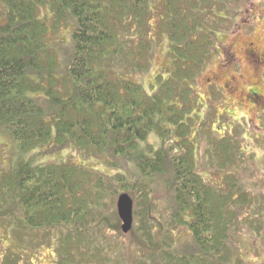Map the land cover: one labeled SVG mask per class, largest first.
Masks as SVG:
<instances>
[{
	"label": "trees",
	"instance_id": "16d2710c",
	"mask_svg": "<svg viewBox=\"0 0 264 264\" xmlns=\"http://www.w3.org/2000/svg\"><path fill=\"white\" fill-rule=\"evenodd\" d=\"M243 2L0 0V136L25 154L72 147L113 168L132 162L131 175L141 178L127 188L137 206L138 200L149 203L136 211L145 225L133 224L143 243L133 259L117 245L113 214L105 205L114 187L127 184L128 173L106 174L69 159L37 163L28 156L0 182V220L13 244L49 230L57 264H250L233 240L251 201L249 189L235 172L225 185L205 179L195 165L193 135L195 127L213 134L194 85L212 58L218 33L233 26ZM157 9L171 67L148 90L134 74L151 68ZM70 27L69 42L54 40L53 34ZM65 47L69 56L61 65L59 50ZM229 133L216 144L209 141L211 161L220 163L224 156L225 163L239 167L240 141ZM153 134L158 145L143 149ZM161 185L168 202L161 212L165 221L149 216L153 190ZM258 203L253 202L254 215L260 213ZM181 228L195 249L182 250L171 236L172 242L167 236L157 240L156 232ZM11 250L2 264L19 261Z\"/></svg>",
	"mask_w": 264,
	"mask_h": 264
},
{
	"label": "rangeland",
	"instance_id": "374dc122",
	"mask_svg": "<svg viewBox=\"0 0 264 264\" xmlns=\"http://www.w3.org/2000/svg\"><path fill=\"white\" fill-rule=\"evenodd\" d=\"M240 10L233 19V26L218 33L212 58L194 85L199 98L200 114L205 117L207 127L213 130V134L210 136L205 131L195 127L193 131L196 141L194 160L198 172L215 185H225L227 175L229 176V173L232 172L241 177L244 182L243 185L249 189L247 191L251 201L245 207V212L241 214V219L244 221L240 227L241 230L236 228L237 232L233 239L235 248H237L239 255L250 264H264V0H244ZM159 11L161 12V9L156 10L153 15L155 19L152 22V37L155 43L152 46V56H150L151 68L144 73L134 74V79L143 83L148 90L151 89V84L155 82L154 77L171 67L168 54L169 41L166 34L160 30L158 15L160 16L161 13ZM71 31V27L66 30L61 28L59 36L55 33L52 37H55V41L60 37L69 42ZM67 50L66 47L59 50L61 65L68 60ZM229 132L240 141L239 160L241 164L239 167H233L230 162L225 163L224 156L218 158L221 164L227 166H221L220 163L211 161L212 154L208 147L212 145L209 146V141L216 144L217 139L223 138V136L227 137L230 135ZM155 137L157 136L153 134L146 142H142L143 149H147L153 144L158 145L159 140ZM28 156H33V160L37 163L47 160L69 159L95 167L106 174L114 175L118 171L128 173V181L125 182L127 184L122 187L121 185L118 186V189L114 187L107 194L109 197L106 200L109 204L106 203L105 205L113 214L111 216L115 222L113 226L117 228V231L111 233H113L114 236H112L117 245L121 244L128 257L133 259L138 257V251L135 252L134 250L141 249L142 237L138 234L139 232L134 233L133 226L128 233L123 232L122 220L118 215L116 204L122 193H128L134 200V226L145 225L144 219L136 217V211H142V204L147 208L149 203L138 200L140 205L137 206L134 195L130 194L131 190L128 189V186L134 189L137 184L135 183V186L131 182L141 178V176L138 178V172L136 175H131L136 171L132 162L122 160L120 162L122 169L113 168L91 152L81 154L72 147L54 151H43V149L37 148L34 152L32 151V154L31 152L25 154L19 150L17 145L0 136V182L9 172L10 167L15 166L18 160L26 159ZM164 191L163 185L157 190L156 188L153 190L155 210H152L149 215L150 218L165 221L166 213H161L168 204L163 196ZM170 198L171 195L167 196L168 200ZM253 202H260L258 203L260 205L259 214L254 215L252 213V207L255 206ZM110 210L105 209V215H108ZM4 227L3 220H0V264L5 260V256L11 259L9 256L10 249L19 255V261L16 260L17 262L13 264H57L59 257V251L56 249L57 243L51 239L53 236L48 233L52 231H38V234L43 233V237L30 238L31 236H24V240L17 245L18 240L13 244V238L10 237ZM155 234H157L156 237L159 242L165 239L164 236H167L172 242L171 236L182 250L190 247L195 249L187 229L181 228L173 233L163 231V233L156 232ZM143 248L148 250L149 246L144 245ZM119 250L109 253L113 255Z\"/></svg>",
	"mask_w": 264,
	"mask_h": 264
},
{
	"label": "water",
	"instance_id": "95a60500",
	"mask_svg": "<svg viewBox=\"0 0 264 264\" xmlns=\"http://www.w3.org/2000/svg\"><path fill=\"white\" fill-rule=\"evenodd\" d=\"M134 200L128 193H122L117 200L118 215L122 220V230L124 233L132 228L134 222Z\"/></svg>",
	"mask_w": 264,
	"mask_h": 264
}]
</instances>
